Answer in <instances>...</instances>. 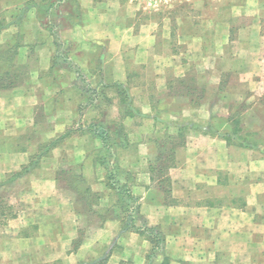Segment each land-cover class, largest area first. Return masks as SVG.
<instances>
[{
	"label": "crops",
	"instance_id": "1",
	"mask_svg": "<svg viewBox=\"0 0 264 264\" xmlns=\"http://www.w3.org/2000/svg\"><path fill=\"white\" fill-rule=\"evenodd\" d=\"M87 1L91 4H84L85 10L93 21L85 25L76 23L70 29V40L79 44L86 40L92 47V43H100L104 33L117 29L120 36L126 33L120 39L111 40L112 51H99L96 54L103 71L100 74L88 73L93 85L101 79L107 83H124L129 77L126 67L128 57L132 58L134 65H140L156 56V35L154 31L144 34L141 25L134 21L140 8L138 2L121 3L114 12H110L112 14H108L98 9L101 6L98 1ZM109 1H102L108 11L111 7ZM241 1H246L245 5ZM247 4L257 5H254V15L262 14L264 0H230L232 15H239L236 9H247ZM124 9L131 12L130 23L118 25L113 20L107 25L102 23L101 19L106 14L118 19L117 16ZM258 20L246 23L241 28H234L229 21L217 24L215 33L221 32L226 39L222 44L218 42L214 48L201 43V50L194 56L199 63L198 71L202 69V60L211 58V70L208 73L210 83L215 76V83L219 85L231 71L220 103L215 100L209 103L187 102L171 105V108L164 104L168 107L162 117L166 124L158 122L149 108L151 112L145 126L131 136L129 146L133 151L124 153L119 163L121 168L136 177L131 190L139 200L138 212L144 222L140 225L141 221H136L138 230L121 232L125 216L112 215L111 218L106 215L104 225L98 226L99 236L96 238V241H100L104 235L115 236V243L120 249L118 263L125 260L123 251H127L132 254L134 264H146L148 250L155 243L145 229L153 227L164 239L161 253L164 264H264V136L259 141L261 136L255 134L260 145L253 148L240 145L238 136L234 134L236 108L242 101H245L240 111L241 117H244L243 134L264 123V88L256 92L257 85L264 83V20L259 17ZM187 27L185 35L188 37L193 24ZM232 29L239 31L241 38L230 41ZM226 43L234 50L235 61L242 64L240 68L230 70L219 67ZM131 47L135 49V57ZM87 49L82 56L74 58L81 66H88L93 59L90 56L91 48ZM109 63H113L114 69L120 72L113 75L108 73ZM181 73L175 71L178 77L186 72ZM197 74V78L201 79L200 72ZM155 79L158 91L168 90L167 78L157 76ZM79 105L70 97V119L64 126H72L80 119ZM176 110L185 111L190 117L174 112ZM85 116L81 121L83 128L101 123L94 118L93 122H86ZM173 116L178 119L175 120ZM186 119L197 124L198 128L181 136L180 124ZM156 129L165 132L162 138L154 134ZM69 143L70 150L67 149ZM57 147L70 152L72 162H83V177L98 175L100 180L85 188L99 193L100 199L103 197L102 206L107 211L116 194L112 188H108L106 172L101 168V139L86 131L83 135L61 140ZM9 158L12 163L19 165L31 160V157L21 153ZM163 159L172 161L170 172L158 166V160L161 162ZM8 171L6 167L0 172L5 174ZM38 181L45 184L50 182L49 192L40 195L31 211L20 212L8 219L3 228L0 225V264H77L79 261L88 263L100 259H85V256L95 255L102 248L92 253L87 245H81L77 250L67 251L81 234L78 206L80 200L84 199L81 196L78 199L71 190L70 199H62L53 178ZM58 246L62 247L61 255ZM60 259L62 262L58 261Z\"/></svg>",
	"mask_w": 264,
	"mask_h": 264
},
{
	"label": "rangeland",
	"instance_id": "2",
	"mask_svg": "<svg viewBox=\"0 0 264 264\" xmlns=\"http://www.w3.org/2000/svg\"><path fill=\"white\" fill-rule=\"evenodd\" d=\"M94 1L101 4L98 7L100 11H107L108 14H112L110 12H114L121 3L138 2L140 8L134 21L141 25L144 34L154 31L156 35L154 41L156 56L140 65H134L132 58L128 57L126 67L129 77L121 83V86H117L116 83H107L103 79L93 85L88 79V73L100 74L103 71L96 59V54L99 51L103 53L107 50L112 51L111 40L120 39L126 33L120 36L118 29L104 33L100 43L95 45L92 43V47L86 43V40L80 44L70 40V29L76 23L85 25L93 21L86 13L84 5L90 2L87 0H0V171L6 167L9 168L8 172H4L5 174L0 172V225L3 228L8 219L17 216L20 212L31 211L32 205L40 199V195L49 192L51 183L45 184L38 179L53 178L64 200L70 199V190L79 199L80 193L73 187L81 185L84 197L78 206L81 234L76 242L69 245L67 251L70 253V249L77 250L81 245H87L92 253L102 248L101 251L95 252V255L85 256V259L105 258L109 255L107 264H120L118 263L120 249L115 243V236L104 235L100 241H96L99 236L97 229L99 225H104L103 219L106 215H110L111 218L112 215H119L122 218L127 216L129 212L125 211L122 205L124 204L126 209H130V206H126V201L119 200L122 195L119 194L118 189L108 185V188L114 190L116 196L114 195L115 199L112 198V205L107 207V211L102 206L103 197L100 199L96 191L91 189L90 196L86 198L88 194L84 188L90 187L94 181L98 182L100 180L98 175L83 177L81 175L83 162H72L70 152L52 147V142L58 140V145L61 140L68 137L83 135L86 131L92 133L91 127L94 124L83 128V122L81 123L85 114L86 122L92 121L93 118L100 120L101 123L97 124L99 130H109L111 140L116 142L115 152L108 158L107 165L101 164V168L108 176L113 161L120 162L124 153L133 151L129 145L127 148L119 146L120 137L127 135V139L131 140L133 134L139 133L140 128L147 122L149 111L151 112L149 108L152 109V114L158 122L166 124L164 118L162 119L163 113H166L168 107H172L171 105L222 101L223 92L230 80L228 74L231 71L219 85L215 83L217 80L215 76L210 83L208 73L211 70V58L203 59L202 69L198 71L199 63L194 56L201 50V43L204 42L209 48H214L218 42L222 44V41L226 39L221 32L215 33L217 24L229 21L234 28H241L246 23L258 22V17L264 20V10H261L262 14L254 15L257 5L247 4V9L246 7L236 9L239 15L234 16L230 0H200L199 2L194 0H142L141 2L108 0L111 4L108 11L102 2L105 0ZM245 3L246 1H241L242 5ZM130 13V10L124 9L120 11L118 19L106 14L101 20L104 25L112 20L118 25H126L127 22L132 21ZM230 13L234 17L230 16ZM190 23L193 24V28L190 29L187 37L185 32L188 31L187 26ZM237 38H241L239 31L232 29L230 41ZM225 45L219 67L223 66L222 68H230V70L240 68L242 64L235 61L234 50L227 43ZM86 46L91 48L90 56L93 59L88 66H81L74 58L82 56L88 50ZM131 48L134 50L135 57V49ZM251 54L255 55L254 52ZM178 62L184 65L179 67ZM114 68V64L109 63L108 73L120 72ZM176 70L186 73L178 77L175 74ZM6 71L9 73L6 74ZM199 72L201 79L197 78ZM157 76L167 78L168 90L156 89L157 85L154 81ZM257 86L256 92L262 91L264 83ZM70 97L74 102L80 103L78 107L80 119L78 118L72 126H64L70 119ZM243 103H239L240 105L236 108L235 119L241 129H243L244 117H241L240 111L244 106ZM127 112L134 115H128ZM174 112L186 118L190 117L185 111ZM130 119L132 120L129 121ZM186 121L189 122V119ZM262 124L248 131L261 136L259 141L264 136ZM192 130L194 128L187 127L184 133L189 134ZM116 132L118 137L114 135ZM154 134L162 138L165 132L156 129ZM241 135L244 136L243 132ZM67 149L70 150V143ZM20 153L28 155L31 160L36 156L39 157V163L29 173L7 183L6 180L9 177L16 173L21 174L22 168L30 164L28 162L19 165L10 161L12 157L9 158V156ZM159 161L158 166L165 172H170L172 161L165 159ZM100 163H102L101 160ZM78 176L82 182L79 181ZM121 181L126 182L125 176H121ZM131 212L134 214L133 211ZM141 218V215H137V222L141 221L140 225L143 223ZM61 248L58 246L60 255ZM163 248L161 242L150 247L146 264H164L161 261ZM123 254L125 260L121 264L135 263L132 254L127 251L125 253L123 251ZM37 261L41 263L39 259ZM58 261L62 262L61 259ZM93 263L79 261L77 264Z\"/></svg>",
	"mask_w": 264,
	"mask_h": 264
},
{
	"label": "trees",
	"instance_id": "3",
	"mask_svg": "<svg viewBox=\"0 0 264 264\" xmlns=\"http://www.w3.org/2000/svg\"><path fill=\"white\" fill-rule=\"evenodd\" d=\"M6 74H8L9 72L6 71ZM117 86H121V84H116ZM6 86V85H5ZM3 86V87H5ZM126 114L130 115V112H127ZM134 115V114H131ZM238 121H234V134H236L238 136L237 141L240 145L245 146V147H259V143L258 141L255 139V134L252 133H245L244 136L241 135L243 129H241L240 124L239 126L237 125ZM187 127H191V128H198V125L193 123V122H183L180 124V135L183 136L184 135V130ZM92 134L95 137H98L101 139L102 143H103V148L99 151L101 153L100 156V160H101V164L103 165H107L108 163V158H110L113 153L115 152V148H116V142L112 141L111 139V132L109 130H99V127L97 124L92 125ZM123 131V127L121 128ZM125 129V128H124ZM233 134V135H234ZM114 135L116 137H118V133H114ZM120 136V135H119ZM225 137V136H224ZM119 139V138H118ZM172 139V137L170 138ZM120 144L119 146L121 148H127L129 145V140L127 139V135L120 137ZM171 142V141H170ZM58 143L57 141L52 142L51 146L56 147ZM39 163V157H34V159H32L30 161V164H28L27 166H24L22 168V173L21 174H14L11 177H9L6 181L7 183H11L13 182L16 177H22L23 175L29 173L30 171H32L33 168H35ZM112 163V162H111ZM112 168L110 169V171H108V176H107V185L113 187L114 189H118L117 191L119 192L120 195H122L119 200L122 202L126 201V206H130V209H126L125 205L123 204L122 207L124 208L125 211L129 212V214L127 216L124 217V221L122 224V230L121 232H125V231H130L132 229L138 230L139 228L136 226V221H137V215L139 216V200L136 196L133 195L132 190H131V185L132 182L134 180L133 176L131 175L130 172L124 170L123 168H121L120 163L119 162H114L113 164H111ZM121 176H125L126 178V182L122 183L121 181ZM79 179L80 182H82V180L79 178V176L77 177ZM83 182L85 183V179H83ZM5 182H3L4 184ZM2 184V183H1ZM75 191H78L80 193V196L82 198V186L80 185L79 187L74 186L73 187ZM85 192L88 194L86 198H88L90 195V190L89 188H84ZM78 193V194H79ZM124 197V199L122 198ZM133 211L134 214L131 212ZM131 213V214H130ZM136 213V214H135ZM142 222L143 219L141 218ZM145 232H149L150 235L152 236L151 238L154 240V243L159 244L160 242H164V239L162 238L161 234L159 232L156 231L155 228L150 227V228H146ZM156 233V234H153ZM109 255H107L105 258H100L96 261H94L93 264H105L107 259H108Z\"/></svg>",
	"mask_w": 264,
	"mask_h": 264
}]
</instances>
